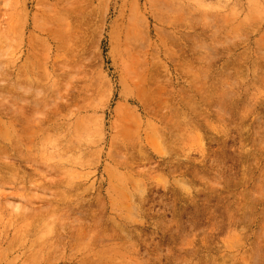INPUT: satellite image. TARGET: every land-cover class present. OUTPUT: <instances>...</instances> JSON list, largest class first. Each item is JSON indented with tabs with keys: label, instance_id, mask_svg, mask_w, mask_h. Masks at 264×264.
Segmentation results:
<instances>
[{
	"label": "rangeland",
	"instance_id": "obj_1",
	"mask_svg": "<svg viewBox=\"0 0 264 264\" xmlns=\"http://www.w3.org/2000/svg\"><path fill=\"white\" fill-rule=\"evenodd\" d=\"M0 264H264V0H0Z\"/></svg>",
	"mask_w": 264,
	"mask_h": 264
}]
</instances>
